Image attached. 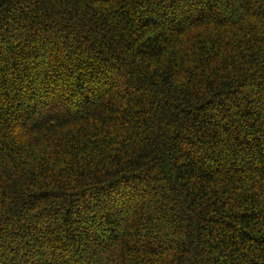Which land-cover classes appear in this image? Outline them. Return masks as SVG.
I'll return each mask as SVG.
<instances>
[{"label":"trees","instance_id":"obj_1","mask_svg":"<svg viewBox=\"0 0 264 264\" xmlns=\"http://www.w3.org/2000/svg\"><path fill=\"white\" fill-rule=\"evenodd\" d=\"M0 264H264V0H0Z\"/></svg>","mask_w":264,"mask_h":264}]
</instances>
